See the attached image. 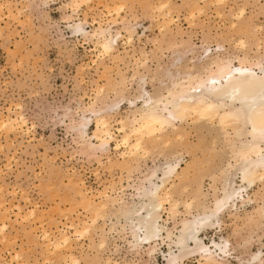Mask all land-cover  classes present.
<instances>
[{
  "label": "rangeland",
  "instance_id": "1",
  "mask_svg": "<svg viewBox=\"0 0 264 264\" xmlns=\"http://www.w3.org/2000/svg\"><path fill=\"white\" fill-rule=\"evenodd\" d=\"M120 1L92 0L78 8L73 0H0V120L20 116L26 119L22 129L16 127L9 133L1 128L0 121V230L6 224L4 233L0 231L4 235L0 234V264H41L48 257L55 264H64L71 260L72 254L81 264H106L108 260L120 264L137 261L169 264L159 251L154 257L146 248L135 250L129 242L130 236L121 232L115 217L109 216L111 221L107 216L99 217L89 236L76 234L70 227L75 223L81 228V220L94 222L86 201L79 196L81 190L87 192V200L91 197L95 202L100 200L98 193L104 190L112 199L124 195L131 202L150 169L166 162L161 150H151L148 157L146 154L132 159L118 142L106 147L105 154L84 150L71 121L85 114L92 120L91 105L96 102L97 109L113 103L118 98L117 89H126V97L141 105L135 92L141 84L140 78L146 77L145 88L153 92L162 81L161 69L171 70L182 59L199 64L209 54L223 51L221 45L233 54L256 55L264 62V0H226V8L220 10L224 16L216 12L215 5L205 7L199 2V8L204 10L196 13L194 20L192 6L184 3L185 0H171L174 22L169 31L160 29L162 19L151 11L165 0H125L124 9L112 11L111 7ZM239 8H244V17L236 21L234 30L228 29L232 20H236L229 12L237 14ZM80 22L87 32L110 27L114 33L119 30L127 37L126 29L136 26L137 33L132 44L127 39L120 41L119 51L105 55L96 40L85 39L75 32L73 25ZM226 33L233 35L232 38L245 39L247 48L236 47ZM130 106L125 99L115 108L119 114L112 115L118 140L123 134L118 131L117 120L129 115ZM91 125L95 127L94 122ZM190 132V140L198 141L201 133L194 129ZM216 134L214 131L207 134L208 142H212L213 136L217 139ZM218 140L215 146L220 149ZM186 144L187 138L174 141L172 146L182 159H171L185 169L186 162L191 161ZM195 170L191 168V178ZM191 178L182 184L179 180L174 183V199L180 204L175 213L169 212V205L165 206L163 216L169 229L198 213L199 204L212 200L210 177L204 175L201 184ZM199 186L203 189H198ZM262 189V184H257L252 190L257 193ZM193 197L196 204L194 210L188 209L190 215L185 206L194 202ZM18 206L21 211L17 210ZM222 218L203 232V241L228 240L233 254L228 264H259L251 256L260 250L264 252V236L262 243L251 238L253 223L248 221L246 213L236 218L227 213ZM113 226L118 227L114 228L116 231ZM45 233H49L50 239ZM62 234L70 237L71 244L53 251L54 246L49 244ZM105 237L107 244L101 247ZM46 245L50 256L45 252ZM160 249L169 251L162 242ZM200 258L192 255L181 264H199Z\"/></svg>",
  "mask_w": 264,
  "mask_h": 264
},
{
  "label": "bare ground",
  "instance_id": "2",
  "mask_svg": "<svg viewBox=\"0 0 264 264\" xmlns=\"http://www.w3.org/2000/svg\"><path fill=\"white\" fill-rule=\"evenodd\" d=\"M43 1L49 2V0ZM89 1L92 0H73V3L79 8ZM199 2L204 3L205 7L215 5L216 12L219 11L220 16L227 6L226 0H185L184 3L192 6L193 20L196 13L204 10L199 8ZM124 3L125 0L115 3L111 7L112 11L124 9ZM172 5L171 0H165L151 9L152 13H156L162 19L160 29L165 31H169L171 23L174 22ZM244 14V8L237 14L230 11L229 16L236 20H232L228 29L234 30L238 24L236 21L243 18ZM73 29L85 39L96 40L97 47L101 48V52L105 55H112L119 51L120 41L127 39L128 43L132 44L137 33L136 26L126 29L127 37L119 30L114 33L110 27H101L93 32H87L82 22L73 25ZM180 32L181 30L178 29L177 34ZM226 36L231 38L236 47L247 48L245 39L232 38L233 35L228 33ZM220 48H223V51L219 49L218 52L209 54L199 64L192 61L191 65L188 59H182V62L179 60V63H174L171 70L160 68L159 74L162 75V81L153 92L145 88L146 77L140 78L141 84L135 92L136 100H141V105L135 99L126 97V89H117L118 98L113 103H105L100 108L96 106L97 109H95L96 102L91 105L89 111L94 114L92 120L83 114L82 118L71 121L72 129L84 150L105 154L106 147L111 146L112 142H118V145L126 148V153L132 156V159H139L146 154L148 157L151 150L163 151L166 158V162L155 165L142 179V183L139 187L137 186L138 188L136 187L135 199L133 198L131 202L124 199V195L112 199L105 193L106 190L103 191L104 193H98L100 196L97 198L100 200L97 202L94 201L95 198L91 200V197L87 200V192L82 190L78 192L81 199L86 201L87 211H90L89 213L94 217L92 220L94 222L91 224L81 220V228L73 223L70 227L77 231L76 234L89 236L92 226L99 217L103 219V216L104 218L111 216L117 220L116 223L122 229L121 232L130 236L129 242L135 250L146 248V252L154 257L159 251L163 253L169 264H181L192 255L201 257L199 264H228L233 255L229 241H217L212 238L211 243H206L202 235L206 229L221 221L227 213L236 218L244 212L248 221L253 223L254 235L252 234L251 238L262 243L264 236V62L256 55L252 57L248 53L237 55L228 52L223 45ZM190 50L194 52L195 48ZM125 99H128L132 107L130 106V112L126 118L117 120V124L120 125L118 131L123 134L121 140H118L111 119L113 114H119L115 108ZM0 121L1 128L8 130V133L16 127L22 129L26 124L23 116L3 120L1 118ZM90 122H94L95 127L93 125L90 127ZM192 129L201 133L196 142H192L189 138ZM213 131L217 133V139L213 136L212 142H208L207 134ZM186 138V150L191 154V161L186 162L185 169L180 166V163H174L171 159L176 158L177 161H181L180 153L176 151L172 143L184 141ZM218 138L221 144L220 149L215 146L216 140L219 141ZM191 168L196 169L192 178L190 177ZM206 174L211 179L212 200L202 204H199L201 201L197 202V205H200L197 207L198 213L193 215L189 213V210H194L195 197H193L194 202L183 203L186 204L185 207H188L187 210L190 208L188 214L191 217L183 219L178 227L173 226L175 229H169L163 216L166 212L165 206L169 205V212H174L180 204V201L178 203L174 199V183L179 180L182 184L184 180L191 178L201 184ZM257 184H262L263 189L254 193L255 190L252 189ZM252 192L254 196L251 195ZM197 198L199 201L200 198ZM18 209L22 210L20 206ZM33 213L34 210L31 211V214ZM114 225H116L115 221ZM5 228L6 224L0 231L4 233ZM114 228L115 226L113 231L118 227ZM45 235L46 238L51 237L49 233ZM54 240L56 241H51L53 244H49L54 246L53 251L62 245L71 244L70 237L65 234ZM102 240L101 247H105L108 239L105 237ZM161 242L169 248L168 252L161 251ZM45 250L49 255V246ZM263 257L264 252L260 250L254 253L251 259L262 264ZM49 258L46 259L45 256L46 261L43 260L41 264H55ZM70 258L71 260L64 264H81L78 257L73 254ZM137 262L134 264H142ZM106 264L120 263L108 260Z\"/></svg>",
  "mask_w": 264,
  "mask_h": 264
}]
</instances>
